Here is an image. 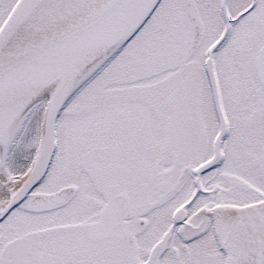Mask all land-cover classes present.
Returning <instances> with one entry per match:
<instances>
[{"label":"snow or ice","instance_id":"1","mask_svg":"<svg viewBox=\"0 0 264 264\" xmlns=\"http://www.w3.org/2000/svg\"><path fill=\"white\" fill-rule=\"evenodd\" d=\"M0 264H264V0H0Z\"/></svg>","mask_w":264,"mask_h":264}]
</instances>
